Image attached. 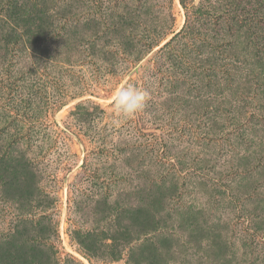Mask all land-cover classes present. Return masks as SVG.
Wrapping results in <instances>:
<instances>
[{
    "label": "rangeland",
    "instance_id": "obj_1",
    "mask_svg": "<svg viewBox=\"0 0 264 264\" xmlns=\"http://www.w3.org/2000/svg\"><path fill=\"white\" fill-rule=\"evenodd\" d=\"M54 1L0 0V264H264V0Z\"/></svg>",
    "mask_w": 264,
    "mask_h": 264
},
{
    "label": "clouds",
    "instance_id": "obj_2",
    "mask_svg": "<svg viewBox=\"0 0 264 264\" xmlns=\"http://www.w3.org/2000/svg\"><path fill=\"white\" fill-rule=\"evenodd\" d=\"M148 98L147 91L142 87L125 83L115 89L109 105L116 117L128 120L144 110Z\"/></svg>",
    "mask_w": 264,
    "mask_h": 264
},
{
    "label": "trees",
    "instance_id": "obj_3",
    "mask_svg": "<svg viewBox=\"0 0 264 264\" xmlns=\"http://www.w3.org/2000/svg\"><path fill=\"white\" fill-rule=\"evenodd\" d=\"M55 1L54 0H34L32 4V17H31V25H34L37 30L43 27H53L55 26L56 17L53 13H50V9L53 8ZM67 13L71 14L72 12L69 10ZM67 13H60L59 16L66 18V17H76V15L71 14L68 15ZM30 20L24 19L25 25L30 22ZM34 30V29H33ZM33 31V33H36ZM263 46L260 47L262 53L264 54V42L262 43ZM215 124V121H213Z\"/></svg>",
    "mask_w": 264,
    "mask_h": 264
}]
</instances>
